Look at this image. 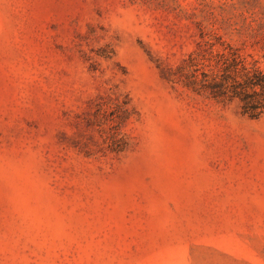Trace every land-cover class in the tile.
Returning <instances> with one entry per match:
<instances>
[{
	"label": "rangeland",
	"instance_id": "1",
	"mask_svg": "<svg viewBox=\"0 0 264 264\" xmlns=\"http://www.w3.org/2000/svg\"><path fill=\"white\" fill-rule=\"evenodd\" d=\"M216 36L264 68V0H0V264H264V115L177 81Z\"/></svg>",
	"mask_w": 264,
	"mask_h": 264
},
{
	"label": "trees",
	"instance_id": "2",
	"mask_svg": "<svg viewBox=\"0 0 264 264\" xmlns=\"http://www.w3.org/2000/svg\"><path fill=\"white\" fill-rule=\"evenodd\" d=\"M262 45L257 41L247 44H233L221 37L203 40L185 61L177 67V81L190 92L212 98L219 102L239 101L240 112L250 118L264 115V68L254 52ZM125 105H114L116 120L100 131L111 150L120 151L127 145L125 134L120 126L130 116ZM103 111L102 107L97 108ZM105 123V122H104Z\"/></svg>",
	"mask_w": 264,
	"mask_h": 264
}]
</instances>
